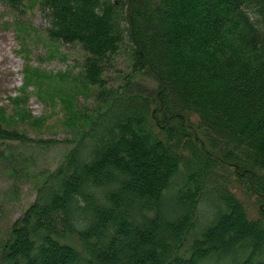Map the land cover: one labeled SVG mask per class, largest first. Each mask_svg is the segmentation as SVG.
I'll list each match as a JSON object with an SVG mask.
<instances>
[{
    "label": "trees",
    "instance_id": "16d2710c",
    "mask_svg": "<svg viewBox=\"0 0 264 264\" xmlns=\"http://www.w3.org/2000/svg\"><path fill=\"white\" fill-rule=\"evenodd\" d=\"M0 2L39 6L47 38L84 51L77 72L26 65L0 106V163L15 174L12 142H58L20 128L46 122L32 93L72 131L3 228L18 185L0 193V264H264V0Z\"/></svg>",
    "mask_w": 264,
    "mask_h": 264
},
{
    "label": "rangeland",
    "instance_id": "374dc122",
    "mask_svg": "<svg viewBox=\"0 0 264 264\" xmlns=\"http://www.w3.org/2000/svg\"><path fill=\"white\" fill-rule=\"evenodd\" d=\"M14 20H18V23H12ZM47 25L48 20L39 6L31 12L17 16L0 2V106L10 109L13 105L11 98L21 94L26 65L53 73L68 69L74 72L79 70V67L74 65H79L83 60L82 48L77 44L51 41L44 32ZM119 67H124V62H120ZM148 82L151 86L156 85L151 78ZM44 83L48 89L54 88L60 95V92L68 91V88L61 86L63 82L54 85V80L46 79ZM31 88L33 91L36 90L33 84ZM92 102L91 94L85 96L79 93L76 96V104L79 107L91 106ZM28 104L35 117L46 116L47 119L42 125L27 124L20 128L30 138L56 139L58 142L44 144L32 141L24 143L18 140L12 142L13 163L20 171L15 174L9 163H0V193H8L18 185V195L13 201L4 204L1 228L18 217L21 209L34 199L35 176L44 169L57 166L64 157L65 150L70 146L69 142L62 140L66 137L72 138V131L61 123L60 109L56 112L54 108H49L35 93L30 95ZM237 191L247 204L250 215L259 216V208L254 198L241 189ZM210 211L205 213L206 218L210 217Z\"/></svg>",
    "mask_w": 264,
    "mask_h": 264
},
{
    "label": "bare ground",
    "instance_id": "6f19581e",
    "mask_svg": "<svg viewBox=\"0 0 264 264\" xmlns=\"http://www.w3.org/2000/svg\"><path fill=\"white\" fill-rule=\"evenodd\" d=\"M148 80H149V77H146L144 82L148 84L149 83Z\"/></svg>",
    "mask_w": 264,
    "mask_h": 264
}]
</instances>
